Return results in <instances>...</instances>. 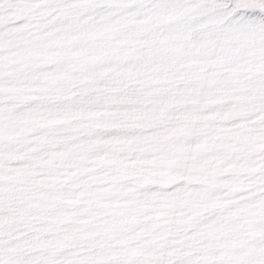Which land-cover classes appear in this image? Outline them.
Instances as JSON below:
<instances>
[{
    "label": "snow or ice",
    "instance_id": "1",
    "mask_svg": "<svg viewBox=\"0 0 264 264\" xmlns=\"http://www.w3.org/2000/svg\"><path fill=\"white\" fill-rule=\"evenodd\" d=\"M0 264H264V0H0Z\"/></svg>",
    "mask_w": 264,
    "mask_h": 264
}]
</instances>
